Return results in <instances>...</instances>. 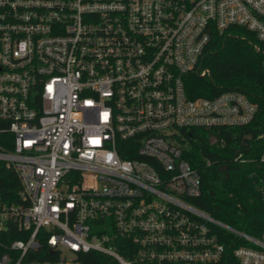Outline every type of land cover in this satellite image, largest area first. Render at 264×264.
<instances>
[{
	"label": "built area",
	"instance_id": "2783aa9c",
	"mask_svg": "<svg viewBox=\"0 0 264 264\" xmlns=\"http://www.w3.org/2000/svg\"><path fill=\"white\" fill-rule=\"evenodd\" d=\"M240 27L264 53V0H0V161L20 184L0 192V264H219L223 228L237 264H264V227L197 207L185 158L187 131L259 111L239 90L188 93Z\"/></svg>",
	"mask_w": 264,
	"mask_h": 264
},
{
	"label": "trees",
	"instance_id": "16d2710c",
	"mask_svg": "<svg viewBox=\"0 0 264 264\" xmlns=\"http://www.w3.org/2000/svg\"><path fill=\"white\" fill-rule=\"evenodd\" d=\"M255 42L253 33L241 27L215 35L204 58L210 73H191L188 93L194 98H213L223 91L239 90L257 104L256 117L236 128L187 131L185 158L199 167L203 180L202 193L192 199L193 203L217 220L257 237L264 227V201L259 189L264 178V163L260 161L264 154V53L255 48ZM212 136L224 144H210ZM239 154L247 161L238 160ZM19 186L13 170L0 161L1 194L12 200ZM217 230L227 248L219 264H237L232 254L235 236L224 228Z\"/></svg>",
	"mask_w": 264,
	"mask_h": 264
},
{
	"label": "water",
	"instance_id": "95a60500",
	"mask_svg": "<svg viewBox=\"0 0 264 264\" xmlns=\"http://www.w3.org/2000/svg\"><path fill=\"white\" fill-rule=\"evenodd\" d=\"M221 169L225 170L227 169V166H222Z\"/></svg>",
	"mask_w": 264,
	"mask_h": 264
}]
</instances>
